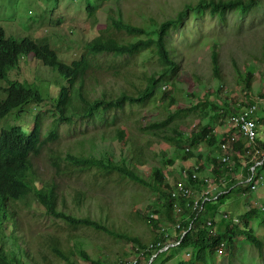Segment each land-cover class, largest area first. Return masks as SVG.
I'll use <instances>...</instances> for the list:
<instances>
[{
	"label": "rangeland",
	"instance_id": "1",
	"mask_svg": "<svg viewBox=\"0 0 264 264\" xmlns=\"http://www.w3.org/2000/svg\"><path fill=\"white\" fill-rule=\"evenodd\" d=\"M191 1L197 0H0V27L8 36L17 39L30 37L39 43L48 44L60 53L64 61L72 63L83 57L87 44L101 33L131 40V37L111 28L110 16L115 19L121 18L125 23L136 26L159 24L175 15ZM169 42L177 49L180 71L176 77L167 80L169 83L165 81L155 87L154 92L158 94L166 87V91L176 100L175 107L179 108L186 106L190 108L202 98L219 104L218 108L208 107V104L200 106V112H192L183 119L179 118L175 126H179L180 132L189 133L196 130L199 124L210 122L220 137L233 131L232 112L228 113L227 108L234 111L236 107L241 108V105H245L248 100L242 89V79L235 62L243 75L253 73L254 94L257 97L264 94V0L259 7L250 10L246 15L229 11L223 19L212 17L208 10L188 13L183 25L170 32ZM213 43L219 51L221 80L216 79L212 72L210 58ZM103 60L104 58H99L101 65ZM21 64L20 79L38 85L46 101L39 106L25 107L17 113L20 114V118L14 114L0 120V135L4 129L23 123H28L27 125L33 129L39 120L43 124V136H46L55 121L51 113L53 107L51 100L60 95L63 79L61 75L33 57L22 60ZM155 66L150 55L143 53L133 57L131 69L119 78L111 76L104 70H95L90 75L87 86L93 97L100 98L103 95L112 97L125 88H131L128 83L142 88L143 78L153 74ZM6 86V83L0 82V99L7 96L2 91ZM162 103V101L159 104L150 103L139 108L138 113L141 114L143 124L166 116L167 112ZM140 114L133 117L120 116L117 126L126 130L129 136L123 143L113 138V127L101 123L97 118H89L61 125V137L51 147L62 154L72 151L103 157L109 153L116 159L121 157L129 159L132 157L133 146L146 154L147 162L141 171L145 177L150 176L152 168L163 167L165 158L174 159L175 164L165 170L168 184L172 186L177 179H181V168L190 167L193 162L180 161L176 156L177 152L168 146L162 137L151 133L140 134L136 131L134 121ZM259 125L262 126L264 135V121ZM99 135L104 137L89 141L90 138ZM200 151L205 154L204 160H208L207 146H201ZM218 154L221 156L222 152ZM34 161L39 181H55L67 196L66 203L61 204L63 208L76 209L73 196L75 191H87L88 199L81 209H77L79 214L92 216L103 214L109 227L116 232L139 236L146 245L159 238L158 225L156 224L157 229L145 221V217L153 209L150 207L158 204L156 201L158 195H154L149 189L129 180L122 181L117 175L99 176L96 179L91 174L61 177L52 167L47 151ZM242 161L245 165L248 163L246 157ZM261 173L264 176V169ZM206 174L208 171L204 169V175ZM223 174L225 177L224 171ZM239 176L244 178L242 175ZM217 177L219 181L224 179L223 176L215 174L214 182ZM249 190L245 183L242 190L227 195L223 203L218 205V209H225L228 206V211L239 217L240 226L249 209L252 207L257 209L259 213L248 215L246 218L250 220L254 234L264 238L262 211L264 181L256 190L252 192ZM194 192L196 195L200 194L199 190L195 189ZM238 195L242 197L237 198ZM18 224V234L28 241L27 246L32 252V258L38 260L45 258L49 264H116L135 255L132 241L92 230L72 231L63 222L48 217L39 208L34 196L19 202ZM6 232L9 236L10 232ZM52 239H59L63 243L64 251L69 254L71 251L85 250L89 255V261L78 254L71 258V263L59 261L60 258L47 247V242ZM5 245L11 248L12 240L6 238ZM165 257L158 262L163 261ZM181 257L186 260L188 256L182 252ZM179 258L178 256L177 259ZM177 259H172L166 264H177ZM145 261L147 260H143ZM26 262L31 264L27 257ZM208 264H264V248L261 255L253 244L239 236L234 251L226 249L224 255L215 253L209 257Z\"/></svg>",
	"mask_w": 264,
	"mask_h": 264
},
{
	"label": "trees",
	"instance_id": "2",
	"mask_svg": "<svg viewBox=\"0 0 264 264\" xmlns=\"http://www.w3.org/2000/svg\"><path fill=\"white\" fill-rule=\"evenodd\" d=\"M262 0H197L185 4L175 15H172L158 23H149L145 26H136L125 23L121 18L115 19L110 16V26L116 32H122L131 37V40L119 39L114 35L101 33L86 46V52L80 60L72 63L64 61L60 53L48 44H42L30 37L17 39L8 36L6 31L0 27V82L7 86L2 90L7 94L5 99H0V120H4L12 115H16L25 107L31 105H41L46 101V97L38 85L31 84L25 79H20L22 60L30 57L42 62L46 67L61 75L63 87L58 97L52 98V115L55 117L52 128L46 136H43V124L39 120L32 129L28 123L16 125L4 129L0 135V264H27L26 257L30 259L31 264H49L47 259L32 258V252L28 241L18 234V204L21 200L34 196L39 203V208L48 216L55 220L63 222L72 231L92 230L104 234L114 235L121 239L132 241L145 247L139 236L128 235L116 232L109 227L107 219L103 214L99 216L81 215L77 209H81L88 199L89 192L77 190L74 193L76 209L63 208L62 202L67 201V196L63 193L60 186L54 181L40 182L35 166V158L43 155L47 151L52 167L57 175L61 177H73L75 175L91 174L93 178L99 176L111 177L117 175L122 181L129 180L135 184L149 189L154 195H158L157 202L149 214L145 217L147 224L156 227V223L150 217L152 213L160 215V221L171 227L177 221L175 217L176 201L172 198V186L168 184L165 170L175 164L174 159H164L163 167L152 168L149 177L141 172L145 167L147 159L145 152L137 150L132 146V157L129 159L121 157L116 159L111 154H105L103 157L89 156L83 153H74L69 151L65 154L53 149L54 145L61 137L60 127L63 124H73L75 120H87L97 118L101 123L113 127V138L119 143L125 142L129 138L126 130L117 126L121 115L133 117L138 113L140 107L148 104H159L163 102L164 110L167 112L162 119L153 120L145 124L142 123L141 114L135 122V130L140 134L151 133L162 137L163 141L177 152L176 156L180 161L187 162L198 158L204 159V153L200 151L201 146L206 145L209 149L208 162L215 164L216 175H226L228 185L226 190L233 191L240 184L237 179V172L243 167V158L247 157V142L241 138L236 145L239 153L235 154L237 167L231 170L225 163L220 162L218 152L221 149L220 142L222 137L211 127V123L199 124L195 131L190 133L180 132L175 126L178 119H183L192 112H200V106L208 104V107L218 108L219 104L215 101H207L208 98H202L192 104L190 108L175 107L176 100L174 96L166 89L160 90L158 94L154 88L162 82L169 83V78L176 77L180 71V63L177 60L178 53L176 47L169 42L170 32L183 25L188 13L207 11L212 17L223 19L229 11L238 12L246 15L250 10L261 5ZM143 53H148L155 63L154 73L143 78L144 86L141 88L133 83L125 88L119 94L107 97H93L92 92L87 86L90 75L95 70H104L111 76L119 78L129 72L132 67L133 57ZM104 58L102 65L99 58ZM211 66L213 76L221 80V63L219 51L216 45L212 44ZM235 65L239 70L242 79V89L246 93L247 102L245 105L253 103L258 98L253 92L252 78L253 73L247 76L243 75L238 64ZM171 95V96H170ZM261 96H264L262 94ZM232 108H227L228 113H234ZM240 110V109H239ZM17 114V118H20ZM260 121H264V108H262ZM213 121V120H212ZM103 135L92 137L89 141H95L97 138H103ZM264 148V138H258L256 145ZM190 147L191 151H186ZM255 162H251L247 167L245 176L252 173L251 168ZM223 169V170H222ZM261 173V171H259ZM217 177L216 182L219 181ZM222 183V182H220ZM219 183V184H220ZM250 189V187L248 186ZM228 194H223L218 198L219 204ZM178 203L186 209L184 200ZM223 203V202H222ZM262 211H264L262 209ZM259 213L257 209L250 208L248 215ZM206 214L213 218L211 209ZM246 215V214H245ZM244 217L242 226L232 225L228 228H218L219 222L216 220L215 228L206 226L207 215L199 217L192 226V219L196 215L188 213L184 217V226L175 233V240L180 242L174 249L175 255L185 251H191L188 260L180 258L179 264H208L216 248L225 243L227 249L234 251L236 249V240L239 236L244 237L253 244L258 251L263 252L264 238L261 239L254 234L251 228V222ZM169 222V223H168ZM187 234L182 237L185 231ZM10 232L8 236L7 232ZM6 238L12 240V247L5 245ZM163 240L159 235L157 241ZM47 247L59 257L61 262L71 263V258L79 255L84 260L89 261L88 253L79 249L78 252L71 251L70 254L64 251L63 243L59 239H52L47 242ZM46 245V244H45ZM25 255V257H24ZM164 253L151 264H164L174 258V254L166 256L161 260ZM150 254L146 263H149ZM118 264V262L116 263Z\"/></svg>",
	"mask_w": 264,
	"mask_h": 264
},
{
	"label": "clouds",
	"instance_id": "3",
	"mask_svg": "<svg viewBox=\"0 0 264 264\" xmlns=\"http://www.w3.org/2000/svg\"><path fill=\"white\" fill-rule=\"evenodd\" d=\"M163 90L166 89L162 88ZM258 99L254 101L253 103H250L249 105H241V108H237V111L232 113L231 115V121H232V127L233 131L229 132L227 135L222 136V141L220 142L221 149L219 152H222L221 156L218 154V158L220 159V162L225 163L229 166L231 170H234L237 167V162L235 160V154L239 153L238 150H236V145L240 142L241 138H245L248 140L246 148L247 152L246 155L250 158H247V164L243 162V167L239 172H237V179L241 180L240 184L245 185L247 183V186L250 187L249 191H254L258 188L260 184L263 183L264 181V176L261 175L262 173H259V171H262L264 169V148L259 146L258 144L256 145L258 138L261 136L264 138V135L260 133V126L259 123L260 121V116H261V111L262 108H264V96L257 97ZM253 105H258L257 110L251 115V118L256 121L257 123V138L252 141L248 136H246L243 131L234 125L233 123V117L242 113H245L250 107ZM240 109V110H239ZM264 126V125H263ZM195 131V130H192ZM191 131V132H192ZM190 133V132H189ZM236 136V140H232V137ZM230 142L229 149L226 150L224 148V144L227 142ZM186 151H191L190 147L186 148ZM202 153H204L202 151ZM226 155L230 156L229 161H225L224 158ZM255 158H258L255 160ZM192 160V159H191ZM189 160V161H191ZM188 162V161H187ZM192 165L190 167H183L180 170L181 173V179H177L174 184H172V190H171V195L172 198L176 201V206H175V217L177 221L170 225L171 227L163 224L160 221V215L152 213L150 217L154 220V222L158 225L160 229V236L161 239L160 241L156 240L150 244L146 245L145 247H142L139 244H132V249L135 251V255L132 258H125V260H121L118 262V264H124L127 262H133L134 260H138L137 264H151L159 254L164 253V256H171L173 255L174 248L180 244V242L175 240V233L178 230H181L184 226V220L183 218L188 216V213H191L192 215H196L192 219V226L194 223L199 219V217L207 215V220H206V226L208 228L214 227L215 228V223L219 222L218 228H228L232 225H238L240 222L239 217H237L233 212H229L227 207L225 209H218L219 202L217 201L218 198L224 194L230 195L231 193H234L237 190H242L244 186H238L235 190L231 191L226 190V186L228 185L227 180L224 178L221 181L214 182L215 178V164L212 163V161L208 162V160H198L194 158L192 160ZM251 162H255V165L251 168L252 173L248 176H245V172L247 171V167L250 165ZM204 169L208 171V174L204 175ZM198 174V178H194V174ZM227 175V174H226ZM239 175H242L244 178L240 177ZM168 177V176H167ZM226 177V176H225ZM222 182V183H220ZM217 183L218 185H216ZM220 183V184H219ZM180 184H184L187 188H189L192 191V194L190 197H185L183 195H178L174 196V194L177 192L178 187ZM199 190L200 194L196 195L194 190ZM217 191V192H216ZM209 192L208 198H203L200 201L199 207L196 208L195 201L200 199L204 193ZM184 200L186 203V209H184L178 201ZM224 199L222 200V202ZM221 202V203H222ZM211 209V213H213V218L209 216V214H206L208 210ZM219 214V215H218ZM179 215V216H178ZM245 217V215H244ZM158 229V228H157ZM187 230L182 234V237H184L187 234ZM263 239V238H261ZM227 249V246L225 243H221L217 248L215 253L218 255H224L225 250ZM229 250V249H228ZM191 251H185V256H188L186 260L189 259ZM214 253V254H215ZM152 254L153 256L150 258L149 263L143 262V260H147L148 255ZM181 254H176L174 255L175 257L172 259L175 260L179 256L181 257ZM162 257V258H163ZM180 258L177 259V264H179ZM171 259V260H172ZM185 260L184 258H182ZM159 261V260H158ZM170 261V260H169ZM168 261V262H169ZM167 263V262H166ZM164 263V264H166Z\"/></svg>",
	"mask_w": 264,
	"mask_h": 264
},
{
	"label": "built area",
	"instance_id": "4",
	"mask_svg": "<svg viewBox=\"0 0 264 264\" xmlns=\"http://www.w3.org/2000/svg\"><path fill=\"white\" fill-rule=\"evenodd\" d=\"M258 108V105H253L252 107H250L245 113H242V114H239V115H236L233 117V123L235 126L239 127L243 133L248 136L252 141H254L256 138H257V123L255 120H253L251 118V115L257 110ZM237 137L236 136H233L232 137V140H236ZM230 142H227L224 144V148L226 150L229 149V146H230ZM225 161H229L230 160V156L229 155H226L225 158H224ZM194 178L197 179L198 178V174H194ZM183 195L185 197H190L191 194H192V191L187 188L184 184H180L179 187H178V190L177 192L174 194V196H178V195ZM209 196V192H206L203 194V196L196 200L195 201V204H196V208L199 207L200 205V201L203 199V198H208ZM138 263V260H134L133 262H127V263H124V264H137Z\"/></svg>",
	"mask_w": 264,
	"mask_h": 264
},
{
	"label": "crops",
	"instance_id": "5",
	"mask_svg": "<svg viewBox=\"0 0 264 264\" xmlns=\"http://www.w3.org/2000/svg\"><path fill=\"white\" fill-rule=\"evenodd\" d=\"M262 129H263L262 126H260V133H261V134H262ZM235 193H236V192H234V193H232V194H235ZM240 197H242V196H241V195H238V196H237V198H240ZM222 209H223V208H222ZM227 209H228V208H227ZM218 215H219V214H218Z\"/></svg>",
	"mask_w": 264,
	"mask_h": 264
}]
</instances>
